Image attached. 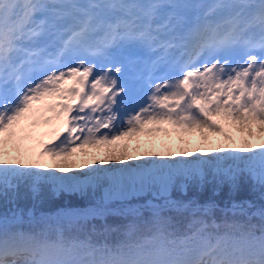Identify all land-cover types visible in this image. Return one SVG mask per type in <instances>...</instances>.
I'll use <instances>...</instances> for the list:
<instances>
[{"label": "snow or ice", "instance_id": "1", "mask_svg": "<svg viewBox=\"0 0 264 264\" xmlns=\"http://www.w3.org/2000/svg\"><path fill=\"white\" fill-rule=\"evenodd\" d=\"M213 117L246 126L248 136L264 133V0H0V197L22 186L34 197L44 186L103 190L95 205L65 209L39 231L20 229L15 211L0 216V264H264V223L212 233L203 217L214 205L183 198L209 176L230 191L240 177L264 188V139L79 173L63 159L75 147L165 131L150 125L223 132ZM54 120L46 143H23L31 139L25 121ZM44 156L56 171L30 162ZM250 207L234 201L225 210L248 215ZM171 213L189 218L188 233L175 234ZM109 216L121 222L108 224ZM110 232L123 239L92 243V234Z\"/></svg>", "mask_w": 264, "mask_h": 264}, {"label": "rangeland", "instance_id": "2", "mask_svg": "<svg viewBox=\"0 0 264 264\" xmlns=\"http://www.w3.org/2000/svg\"><path fill=\"white\" fill-rule=\"evenodd\" d=\"M213 118L222 125L223 132L210 133L194 129L181 131L178 128H174L172 125L165 123L161 125L165 131L151 133L136 132L132 136L123 137L121 142L118 140L112 144L85 145L80 147L78 150L73 151L69 156L63 159L68 162L71 172L79 173L87 171L88 167H108L109 165L121 167L127 164H139L148 160H155L157 162H172L174 160L191 159L190 156L184 157L180 155H174V153L183 150L190 151L193 155H216L217 153L212 151L213 148H223L225 150H230V144L232 147H235L241 136H245L249 139H256L257 137L264 139V133H261L258 129H254V131H256V136H248L246 126H241L235 122L221 117ZM25 125L26 129H28V124L25 123ZM38 134L39 141L41 143H46L43 140V138L47 136L45 126L44 129H41L40 133ZM225 134L231 136L233 138L232 141L225 140ZM205 137L208 138V142H205ZM197 148L203 149V153H198L196 151ZM152 152L158 153V155H150ZM78 153H81L84 156V159L80 158ZM41 158L40 163L49 166L41 170L56 171L55 168L50 167L56 162L53 158L49 156H44ZM102 159L106 160L107 164L100 165L99 161ZM30 162H36V158H32ZM57 174L60 173L57 172ZM243 178L246 177H240L238 179V187L236 190L230 191V186L227 183L215 184L212 181L211 176H209L207 182L202 186L193 185L190 183L187 195L183 198L186 200L195 199L201 205L219 203L212 207L213 210H215V212L212 213H224L225 215L227 212H231L230 214H233L232 211H226L225 209L231 208L232 203L234 202L232 199L235 195L240 198H249L247 202H250L252 208L256 205H259L256 203V201L259 200L264 202V188L262 191L257 193L255 190L260 186L256 185L257 188H254V184L250 180ZM87 190L90 192V188H87ZM92 190L95 194V202L98 203L101 196L103 195V190L94 188H92ZM48 191L50 195H47L45 191V196L48 198L57 197L60 193L73 194L75 197H78L83 196L86 189L83 192H54L49 186ZM174 194V196L179 195V193ZM149 199H151L150 194L141 196L139 199H133L130 202L134 204L143 203L145 200ZM64 200H66L65 197ZM214 200L218 202H214ZM67 204L72 206L73 209L87 208L77 207L75 202L67 201ZM61 212L62 211L58 209L53 214L55 221L58 222V214ZM114 221L120 222V218L115 216Z\"/></svg>", "mask_w": 264, "mask_h": 264}, {"label": "trees", "instance_id": "3", "mask_svg": "<svg viewBox=\"0 0 264 264\" xmlns=\"http://www.w3.org/2000/svg\"><path fill=\"white\" fill-rule=\"evenodd\" d=\"M21 191H24L26 192V194L28 195L29 194V190L25 187H21L20 189ZM175 195V194H174ZM28 201V200H27ZM63 201L62 200H55L54 203L55 204H60L62 203ZM11 204H8L7 203H4V204H0V211L4 212V213H8L10 210H12V206H10ZM14 210V209H13ZM212 212H215V211H212L210 210L207 214L204 215V219L207 221L209 227L207 229V231H211L212 230V226L214 224V221L216 219V217H218L216 215V213H212ZM177 217H180V218H188L186 215L185 216H177ZM217 223L219 225V228H221V231H225V223L224 222H221L219 219L217 220Z\"/></svg>", "mask_w": 264, "mask_h": 264}]
</instances>
